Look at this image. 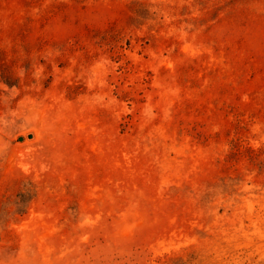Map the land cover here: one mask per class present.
I'll use <instances>...</instances> for the list:
<instances>
[{
    "label": "rangeland",
    "instance_id": "rangeland-1",
    "mask_svg": "<svg viewBox=\"0 0 264 264\" xmlns=\"http://www.w3.org/2000/svg\"><path fill=\"white\" fill-rule=\"evenodd\" d=\"M0 264H264V0H0Z\"/></svg>",
    "mask_w": 264,
    "mask_h": 264
}]
</instances>
